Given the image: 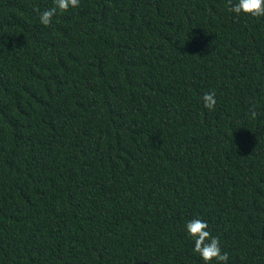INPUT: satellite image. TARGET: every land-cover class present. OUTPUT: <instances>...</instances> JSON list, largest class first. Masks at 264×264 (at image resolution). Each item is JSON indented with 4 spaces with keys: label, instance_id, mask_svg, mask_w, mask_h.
<instances>
[{
    "label": "trees",
    "instance_id": "trees-1",
    "mask_svg": "<svg viewBox=\"0 0 264 264\" xmlns=\"http://www.w3.org/2000/svg\"><path fill=\"white\" fill-rule=\"evenodd\" d=\"M51 6L0 0V264H201L195 216L264 264V18L81 0L45 27Z\"/></svg>",
    "mask_w": 264,
    "mask_h": 264
},
{
    "label": "clouds",
    "instance_id": "clouds-1",
    "mask_svg": "<svg viewBox=\"0 0 264 264\" xmlns=\"http://www.w3.org/2000/svg\"><path fill=\"white\" fill-rule=\"evenodd\" d=\"M80 2L81 0H52L50 8L39 12V23L45 27L50 26L54 17L79 8ZM229 11L235 17L264 18V0H229ZM201 101L204 108L214 109L217 104L216 93L205 92ZM253 115H256L255 111ZM183 231L201 264H229V253L223 250L220 238L212 234L206 220L199 216L188 219L183 224Z\"/></svg>",
    "mask_w": 264,
    "mask_h": 264
}]
</instances>
